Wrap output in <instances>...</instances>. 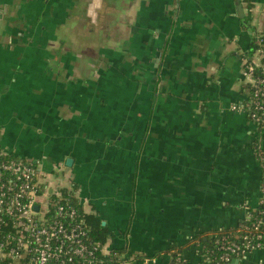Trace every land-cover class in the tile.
<instances>
[{
    "label": "crops",
    "instance_id": "obj_1",
    "mask_svg": "<svg viewBox=\"0 0 264 264\" xmlns=\"http://www.w3.org/2000/svg\"><path fill=\"white\" fill-rule=\"evenodd\" d=\"M18 1L0 0V141L70 169L108 251L183 264L195 237L248 220L264 127L240 110L264 0H240L244 18L238 0H30L21 15Z\"/></svg>",
    "mask_w": 264,
    "mask_h": 264
},
{
    "label": "built area",
    "instance_id": "obj_2",
    "mask_svg": "<svg viewBox=\"0 0 264 264\" xmlns=\"http://www.w3.org/2000/svg\"><path fill=\"white\" fill-rule=\"evenodd\" d=\"M260 49L257 61L244 60L248 101L244 111L264 127V38L255 36ZM237 110V108H234ZM260 149V148H259ZM264 164V156H261ZM53 173L43 172L42 162L17 157L0 144V264H133L136 257L108 251L106 242L92 235L90 214L80 202L74 184L57 187ZM264 191V187H263ZM264 200L261 201V205ZM252 224H242L233 240L217 241L212 259L190 264H235L251 253L264 251V211ZM253 219V214L248 220ZM246 220L245 222H247ZM196 254L199 248H196ZM187 261H184L186 263Z\"/></svg>",
    "mask_w": 264,
    "mask_h": 264
},
{
    "label": "trees",
    "instance_id": "obj_3",
    "mask_svg": "<svg viewBox=\"0 0 264 264\" xmlns=\"http://www.w3.org/2000/svg\"><path fill=\"white\" fill-rule=\"evenodd\" d=\"M260 49V45L254 40V43L249 51V55L244 58L248 59V57H252L258 50ZM262 127V126H261ZM263 128V127H262ZM264 187V185H263ZM264 211V204L259 206L256 210L252 211L253 219L248 220L245 223L252 224L256 221V219H259L261 217V213ZM88 223L92 228V235L93 237L102 243L107 242V240L112 236L111 232L108 230L107 227L103 226L102 221H100L99 218L90 216L88 218ZM237 229L233 230H221L216 233H214L212 236L202 238L200 236L195 237V240L197 241L196 247L199 248L198 253L196 256L199 257L200 261H203L204 259H212V254H217V241L220 240L224 236H228L233 240V237L235 236ZM183 264H190L189 262L183 263Z\"/></svg>",
    "mask_w": 264,
    "mask_h": 264
},
{
    "label": "rangeland",
    "instance_id": "obj_4",
    "mask_svg": "<svg viewBox=\"0 0 264 264\" xmlns=\"http://www.w3.org/2000/svg\"><path fill=\"white\" fill-rule=\"evenodd\" d=\"M25 1V0H24ZM23 0H19L18 1V5L20 6V9H18L19 11H18V15L20 14L21 15V13H23V11L25 10V5L27 6V5H29L30 3L28 2V1H30V0H27V2H24ZM25 3H27V4H25ZM24 16V15H23ZM21 19H23L22 17H21ZM24 20V19H23ZM15 22H16V20H15ZM21 29H24V28H21ZM35 48H36V45L34 46ZM0 144H1V146L4 148V149H6V150H8V151H16V150H20V148H18V149H16L17 147H21L22 146V144H21V140L20 141H18V142H15V138L13 137V136H8V137H4V139H2L1 141H0ZM31 153H33V152H31ZM14 154V153H13ZM35 153H33V154H31V156H33ZM17 157H20V158H24V157H21V156H19V155H16ZM35 157V156H34ZM34 157H31V158H34ZM30 158V157H29ZM25 159H28V158H25ZM42 166H43V172L46 174V175H49L51 172H53L54 170L53 169H49L48 167L46 168V165H44L43 163H42ZM68 170H70V169H68L67 168V171ZM67 171H64V172H55L54 171V173L52 174V177L55 179V180H58V183H59V185H58V187H61V188H66L67 186H69V185H66V183H65V176H67L66 174H67ZM59 180H61V181H59ZM110 238H112V237H110Z\"/></svg>",
    "mask_w": 264,
    "mask_h": 264
},
{
    "label": "water",
    "instance_id": "obj_5",
    "mask_svg": "<svg viewBox=\"0 0 264 264\" xmlns=\"http://www.w3.org/2000/svg\"><path fill=\"white\" fill-rule=\"evenodd\" d=\"M238 6H239V13H240V15H241V18H244V11H243V9H242V7H241V5H240V0H238ZM72 164H73V161H72L71 159H69V160L67 161V165L70 167V166H72ZM103 225L105 226L106 224L103 223Z\"/></svg>",
    "mask_w": 264,
    "mask_h": 264
}]
</instances>
